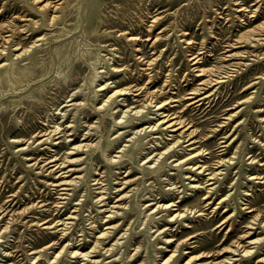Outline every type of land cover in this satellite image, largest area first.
<instances>
[{
	"label": "rangeland",
	"instance_id": "1",
	"mask_svg": "<svg viewBox=\"0 0 264 264\" xmlns=\"http://www.w3.org/2000/svg\"><path fill=\"white\" fill-rule=\"evenodd\" d=\"M15 17L25 19L12 24L25 27L14 34L17 43L45 40L21 61L8 56L21 52L13 42L0 40V264L86 263L70 258L67 244L85 253L107 226L121 223L100 239L104 249L118 239L111 255L90 254L86 264H264V0H0V28ZM96 71L101 77L92 83ZM124 89L116 100L129 114L110 150L127 145L122 162L108 168L101 156L117 134L104 116L97 156L79 152L72 157L81 161L68 166L74 172L61 168L101 119L94 107ZM78 90L75 102L85 95L86 104L73 119L75 109L63 105ZM160 103L165 108L156 110ZM162 111L177 131L149 130ZM55 123L72 128L38 143ZM173 142L164 157H152ZM69 179L76 184L65 185ZM120 186L126 196L116 201ZM151 199L173 206L146 219ZM185 209L192 212L169 220Z\"/></svg>",
	"mask_w": 264,
	"mask_h": 264
},
{
	"label": "bare ground",
	"instance_id": "2",
	"mask_svg": "<svg viewBox=\"0 0 264 264\" xmlns=\"http://www.w3.org/2000/svg\"><path fill=\"white\" fill-rule=\"evenodd\" d=\"M39 3V2H38ZM33 6V4H32ZM37 6V5H35ZM40 6V5H39ZM56 6V5H55ZM19 8V7H18ZM236 10V9H235ZM14 12V11H13ZM246 15V14H245ZM18 17V16H17ZM15 17L13 20L10 21V23L7 25H3V27L0 28V40H2L3 43H10V42H13V46L15 47L13 50L15 51H20L18 54H8L9 57H14L13 60H23V59H28L29 58V55L33 52V50L37 47L36 46V41H44L45 40V36H41V38H37L35 40V42L32 43V45H30L29 47H23L20 43H17L16 40H15V37H14V34L17 33L18 35L22 34L25 30V27H22V28H19V27H13V22L14 21H17V22H21V21H24L25 19L22 18V17H19L17 18ZM26 18V17H25ZM241 18V17H240ZM30 19V18H29ZM47 21L51 24H54L55 21H56V17L55 16H52L50 18L47 17ZM152 22V21H151ZM29 23H31L32 25H36L37 24V21H30ZM40 24H42V22H40ZM262 26V25H261ZM260 26V27H261ZM264 26V25H263ZM258 28V27H257ZM105 29V28H104ZM7 31H10L11 32V35H4L5 32ZM183 32V31H181ZM253 32V31H252ZM41 33V32H40ZM129 33V32H128ZM36 36V35H35ZM127 38V37H126ZM245 38V37H244ZM5 49L3 48H0V55L1 54H4L3 51ZM205 52V51H204ZM232 52V51H231ZM208 53V52H207ZM7 54V53H5ZM155 54V53H154ZM118 56V55H117ZM193 60V59H192ZM198 61V60H197ZM117 62V61H116ZM192 62V61H191ZM100 63V62H99ZM230 63V61H229ZM5 66V63H1L0 64V69L1 68H4ZM99 67L96 68V70L98 69ZM112 68V67H111ZM197 68V67H196ZM200 68V67H199ZM202 72V71H201ZM99 73H102V71H96V75L94 78H92V83L95 82V78L96 77H101L100 75H98ZM2 74V73H1ZM1 74H0V80H1ZM125 75V74H124ZM85 79V78H84ZM125 80V79H124ZM176 81V80H175ZM202 81V80H201ZM96 86V85H95ZM98 89L95 90V94L94 96H97V92L98 91H102L104 90L106 87H105V84L104 85H98ZM223 87V86H222ZM125 90H113L112 94H110L105 100H102V104L97 106V107H94V111H96L98 114L101 113V119L99 121H97L96 123H98L97 125H94L91 127H89L87 130H86V133L83 135V138L81 139V141L78 143V144H73V146L70 148V151H68V157L65 158V161H62L60 164H67V165H60L61 168H67L69 165H74L78 162L81 161V158H78V157H72L74 154H77L79 152H86V153H90L91 154V157L92 158H95L97 155H96V151L99 149L100 147V138H101V130L102 128L104 127L105 123H106V118L104 116H108V118L112 121V124H111V127H110V130L114 131V132H117L116 135H114V137H112L111 139L108 140V144L106 145V149H104L101 153V156L103 157V161L105 163V165L108 167V168H111L112 166L114 165H118L122 162V158H123V154L124 152L126 151L125 147L127 145H124L123 147L121 146L118 151H116V154L115 155H111L112 153H110V150L113 148L114 146V143L118 142L122 137V132H120V127L122 126V123H124L128 118V111L125 110V111H122V108H120L119 106H122V99H119V100H116L120 95H123L125 94ZM112 91V90H111ZM219 91V90H218ZM81 92V90H78V91H74L70 98L67 99L66 103H64L63 107H67V106H71L72 105V109H75V111H73L72 113V118L74 119L76 117V113L78 111H83L84 110V106L86 104V98H85V95L84 96V102L82 101H79V102H75V97L78 96V94ZM129 93V92H128ZM191 94H196V93H191ZM217 96V95H216ZM201 97V96H200ZM102 98V97H101ZM171 99V98H170ZM206 100V99H205ZM100 102V101H99ZM125 102V101H124ZM209 102V101H208ZM97 104V103H96ZM151 104V103H150ZM142 108H139L138 110L134 111V114H139L142 112ZM163 108V104L160 103V104H157V107H156V110H161ZM165 108V107H164ZM163 108V109H164ZM132 109V108H131ZM55 110V109H54ZM62 108L59 110L61 111ZM130 111V110H129ZM61 113V117L62 118H66L67 114L65 112H59V114ZM157 113V112H156ZM52 115V114H51ZM143 114H140L139 116H142ZM53 116V115H52ZM159 119H158V122L154 125H152L150 127V131L151 130H154V128L157 126V125H160V126H163L164 129H170L171 132H175L178 130V127H176V121H171L168 117V114H164V112H160L159 113ZM230 117V116H229ZM51 121V120H50ZM55 121V120H54ZM46 122V121H45ZM64 123V122H63ZM71 124V123H70ZM68 124L65 126V128H60V124H54L53 128L48 131L46 133V137L44 138V140L42 141H38V143H41V142H52L53 140H56L58 139L60 136H61V133L64 132V131H67L69 130L70 128H72V126ZM139 125V124H138ZM87 126V125H86ZM140 127V126H139ZM149 128V127H147ZM66 129V130H65ZM132 129V128H131ZM92 130H94V132H92ZM143 129H140V130H136L135 131V134H139ZM188 130V129H187ZM70 131V130H69ZM95 133H99L98 137L99 139L97 141H95L94 143L92 142H82V141H85L89 138H91ZM113 133V132H112ZM69 134H71L69 132ZM184 134V133H183ZM112 134H110L109 136L111 137ZM195 137V136H194ZM72 141L74 139H71ZM133 139L130 138L128 139V141H132ZM178 141V140H177ZM194 141V140H193ZM177 142H173L171 145H169L165 150H163L162 152H158V153H155L154 156L152 157H155V160H158L159 158L161 157H164V155L167 153V151L171 148L174 147V145L176 144ZM261 143V142H260ZM52 144H56V142H53ZM115 148V147H114ZM113 148V149H114ZM193 152V151H192ZM146 154V153H145ZM153 154V153H152ZM182 156V155H180ZM152 157H147V161L148 160H152ZM200 158V157H199ZM27 159H30V158H27ZM228 159V158H227ZM57 159L54 158V159H51L49 160L47 163L45 164H49V163H52V162H55ZM228 161V160H227ZM231 161V160H230ZM218 162V161H217ZM141 163V162H140ZM154 164V163H153ZM218 165V164H217ZM149 167L148 168H152L154 166H152L151 164L148 165ZM188 167V165H187ZM190 167V166H189ZM192 168V167H191ZM200 169H202L201 167H199ZM68 171L67 172H74L75 169L74 168H69L68 167ZM205 169V168H204ZM77 170V169H76ZM206 171V170H205ZM95 174H97V172H95ZM205 175V174H204ZM210 175H214L213 173H210ZM211 176V177H212ZM254 177V176H253ZM259 177V176H258ZM94 180V184L97 185V184H100L102 183V181H100L101 179H93ZM66 181V180H65ZM119 183H120V180H119ZM129 184V182H126L125 184ZM65 185H75L76 184V181L75 179H69L67 180L65 183ZM209 184H212V183H209ZM121 187V186H120ZM193 188H195L196 186L192 185ZM100 189H104L102 187V185L99 187ZM176 189V188H175ZM117 192L120 191L119 193V198L116 199V201H120L122 200L123 198H125V194H122V187L121 188H118L116 190ZM175 191V190H174ZM197 191V190H196ZM177 192V190H176ZM99 193H103V190L102 191H99ZM154 194V193H153ZM207 195V194H206ZM92 197V196H91ZM103 196H100L97 200L98 202H102L103 201ZM161 201V200H160ZM177 201V200H176ZM214 202V201H213ZM100 206H103L104 207V203H101ZM172 205L171 202H169L168 204H158L157 202H153V200L151 199L146 205L145 207H143V209H145L144 212H146L144 214V217L146 219H150L152 217V215L157 212L159 209L160 210H166V209H169ZM113 208V207H112ZM115 208V207H114ZM96 209V208H95ZM99 210V209H98ZM104 209H101V211L103 212ZM149 211V212H148ZM191 213L192 211L188 210V209H185L182 213H175L174 215H171L169 217V220H172V219H176L178 217H182V215L184 213ZM172 213V212H171ZM199 213V211L197 212ZM201 213V212H200ZM117 214V210H112L106 217L107 219L104 220V222H107L109 221L111 218L115 217V215ZM202 214V213H201ZM257 216V215H256ZM67 217V216H66ZM168 217V216H167ZM166 217V218H167ZM68 219H71L73 217L71 216H68L67 217ZM102 220V219H101ZM115 221V220H114ZM262 221V220H261ZM60 222V221H59ZM63 222V221H62ZM7 223V222H6ZM65 223V222H64ZM260 223H263V222H260ZM99 224V223H98ZM142 224V223H141ZM222 223L218 224L215 226L214 229H217L221 226ZM94 225V224H93ZM100 225V224H99ZM98 225V226H99ZM122 225L119 224H111L110 226H107L104 230L102 231L98 236H97V239L95 240L94 242V245L91 247V250L89 249L87 252L85 253H82L81 251L78 252L77 250H69L70 249V244H67L66 246V249H64V251H66V253L68 254V256H70V258H76V257H81L82 260H85L86 263H90V258L92 255L90 254H94V253H97V252H100V251H103L102 253L103 254H110L111 255V252L113 250L112 246L113 245H117L118 244V239L114 241V244L111 245L109 248L107 249H104L101 245V241L100 239H107V238H110L111 235L113 234V232L117 229L120 228V226ZM155 225V224H154ZM64 226V225H63ZM106 226V225H105ZM103 227V226H102ZM262 229H264V223L262 224ZM1 228V227H0ZM59 228V227H58ZM4 230V228H3ZM65 232V231H64ZM93 234V233H92ZM166 234V233H165ZM95 235V234H94ZM79 237V236H78ZM167 238V237H166ZM260 238V237H259ZM67 239V238H66ZM165 239V238H164ZM94 240V239H93ZM258 241V238L257 239H249V244H255L256 242ZM70 243V242H69ZM157 246V245H156ZM167 247V246H166ZM237 247H239L237 244H236V248L233 249L232 251L235 252V251H238ZM241 247V246H240ZM249 247V246H248ZM47 248V247H46ZM46 248H43V249H46ZM74 249V248H73ZM3 250V249H2ZM227 250V249H226ZM230 250V249H229ZM251 250V249H250ZM249 249H241V252L243 254H250L251 251ZM42 250H39V251H34L33 254L34 255V259L35 258H38L39 257V253L41 252ZM61 252V251H60ZM60 252L55 255L54 259L51 260V262H55L57 261V258L58 256L60 255ZM240 254V252H239ZM11 255V254H9ZM38 255V256H37ZM137 254H135L134 256L133 255H130L129 254V257H131V260H134L137 256ZM157 255V254H156ZM241 257V255H240ZM9 258V257H8ZM162 258V257H161ZM228 258H230V256H228ZM242 258V257H241ZM260 258V257H259ZM10 259V258H9ZM163 259V258H162ZM182 259V258H181ZM169 261V258H167L166 260H164L162 262V264H167ZM190 260H188L185 264H187ZM264 261V257L260 259L259 262H262ZM31 262V261H30ZM50 262V261H49ZM161 262V260H160ZM195 262V261H194ZM223 262V261H222ZM86 263H83V264H86ZM226 263V262H225ZM91 264H97V261L96 260H93L91 261ZM161 264V263H160ZM182 264V263H181ZM224 264V263H222Z\"/></svg>",
	"mask_w": 264,
	"mask_h": 264
}]
</instances>
